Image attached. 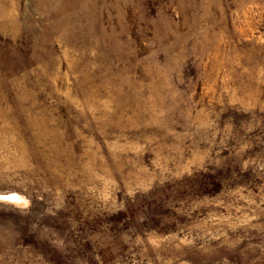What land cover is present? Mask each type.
Returning a JSON list of instances; mask_svg holds the SVG:
<instances>
[{
	"label": "rangeland",
	"instance_id": "rangeland-1",
	"mask_svg": "<svg viewBox=\"0 0 264 264\" xmlns=\"http://www.w3.org/2000/svg\"><path fill=\"white\" fill-rule=\"evenodd\" d=\"M0 264H264V0H0Z\"/></svg>",
	"mask_w": 264,
	"mask_h": 264
}]
</instances>
